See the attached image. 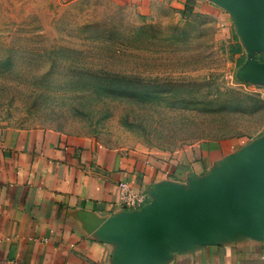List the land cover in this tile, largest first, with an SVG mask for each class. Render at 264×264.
Masks as SVG:
<instances>
[{
	"label": "rangeland",
	"instance_id": "374dc122",
	"mask_svg": "<svg viewBox=\"0 0 264 264\" xmlns=\"http://www.w3.org/2000/svg\"><path fill=\"white\" fill-rule=\"evenodd\" d=\"M263 70V39L221 4L0 0V136L38 128L147 153L238 155L264 141Z\"/></svg>",
	"mask_w": 264,
	"mask_h": 264
},
{
	"label": "crops",
	"instance_id": "0c3cea01",
	"mask_svg": "<svg viewBox=\"0 0 264 264\" xmlns=\"http://www.w3.org/2000/svg\"><path fill=\"white\" fill-rule=\"evenodd\" d=\"M128 1L143 12L159 3L208 11L227 6ZM241 154L217 147L189 158L38 128L4 132L0 264H264V206L251 207L250 226H214L203 234L176 225L151 231L154 209L172 195L211 192ZM122 182L147 193L149 206L122 208Z\"/></svg>",
	"mask_w": 264,
	"mask_h": 264
},
{
	"label": "water",
	"instance_id": "95a60500",
	"mask_svg": "<svg viewBox=\"0 0 264 264\" xmlns=\"http://www.w3.org/2000/svg\"><path fill=\"white\" fill-rule=\"evenodd\" d=\"M219 1L240 13L243 31L250 40L264 41V0ZM261 78L264 80V70ZM253 206H264V141L234 160L211 192L172 195L166 204L154 209L151 231L176 225L203 234L214 226H250Z\"/></svg>",
	"mask_w": 264,
	"mask_h": 264
},
{
	"label": "built area",
	"instance_id": "2783aa9c",
	"mask_svg": "<svg viewBox=\"0 0 264 264\" xmlns=\"http://www.w3.org/2000/svg\"><path fill=\"white\" fill-rule=\"evenodd\" d=\"M119 205L122 208L133 210L143 207L147 203L148 196L134 190L128 183L122 182L118 186Z\"/></svg>",
	"mask_w": 264,
	"mask_h": 264
}]
</instances>
